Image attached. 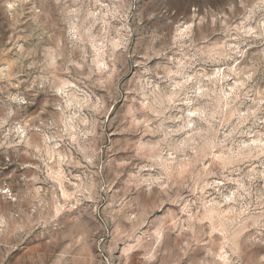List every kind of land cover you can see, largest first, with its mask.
Here are the masks:
<instances>
[{"label": "rangeland", "instance_id": "1", "mask_svg": "<svg viewBox=\"0 0 264 264\" xmlns=\"http://www.w3.org/2000/svg\"><path fill=\"white\" fill-rule=\"evenodd\" d=\"M0 264H264V0H0Z\"/></svg>", "mask_w": 264, "mask_h": 264}]
</instances>
